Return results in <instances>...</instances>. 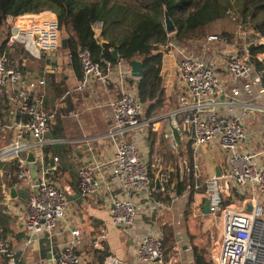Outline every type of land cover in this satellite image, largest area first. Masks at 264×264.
Masks as SVG:
<instances>
[{
	"label": "built area",
	"instance_id": "obj_1",
	"mask_svg": "<svg viewBox=\"0 0 264 264\" xmlns=\"http://www.w3.org/2000/svg\"><path fill=\"white\" fill-rule=\"evenodd\" d=\"M33 16L7 18L10 36L7 48L0 55V98L4 103V108H0V130L14 131L13 143L0 151V161H16V174L29 190L28 207L22 213L28 239L26 246L43 235L59 236L70 206L69 199L53 178L55 167L45 161L44 154V147L48 145L44 140L50 132L51 120L60 109L58 105L51 111L45 109L49 89L47 75L61 69L58 63L60 48L40 46L36 52H31L21 31L33 21ZM100 30V26L95 27L96 34ZM174 33L177 34V28L168 35ZM243 39L244 43L235 44L225 36L211 35L198 46L199 54L179 44L176 38L165 45L171 48L178 61L181 85L177 114L183 118L185 137L190 139L192 146L197 179L195 190L205 188L203 195L210 200V215L222 221V237L212 264H264V123L259 132L249 128L250 114L264 113V85L261 73L252 62L245 35ZM15 48L42 59L46 64L43 75L31 74L24 78L9 56V50L14 52ZM78 60L82 67L80 84L68 90L61 101L68 95L83 93L93 80L107 84L113 72L120 90L119 97L111 103L114 123L103 137L113 143L114 152L105 161L96 155L88 156L77 172L78 188L83 196L96 194L99 174L108 168L112 178L108 187H116L122 197L113 199L110 211L113 226L132 237L141 218L140 205L145 209L144 215L150 217L163 207L154 197L157 191L149 174L150 159L143 156L141 150L144 106L138 100L137 84L129 81L132 79L130 64L122 62L114 66L108 63L104 70L86 49L79 51ZM219 63L223 67H218ZM219 69L225 72L227 80L218 73ZM7 115H12L9 121L4 119ZM255 135L261 138L260 151L249 148ZM215 146L227 156V167L221 177L213 175L199 182L197 161L205 148ZM27 150L35 155L36 179L26 161ZM53 160L59 162L58 158ZM160 177L164 192L163 185L168 177ZM168 195L177 201L173 189ZM186 195H190V191ZM10 201L1 205L8 212L16 213ZM199 213L203 216L202 208ZM147 230L137 245L138 264H179L185 244L180 243L174 253H167L161 233L148 227ZM69 236L71 238L65 241L60 258L54 264H88L78 251L82 245L80 231L69 228ZM104 239L106 237L102 236L94 247L103 249L101 241ZM0 256L5 257L8 264H19L16 252L9 249L1 236ZM105 264L125 262L109 256Z\"/></svg>",
	"mask_w": 264,
	"mask_h": 264
},
{
	"label": "crops",
	"instance_id": "obj_2",
	"mask_svg": "<svg viewBox=\"0 0 264 264\" xmlns=\"http://www.w3.org/2000/svg\"><path fill=\"white\" fill-rule=\"evenodd\" d=\"M51 14L49 20H39L38 18L42 14L33 16V23L30 21L31 23L25 25L24 29L21 31V35L26 39V44L31 52H36L40 46H58L57 17L55 14ZM33 33L35 36H33ZM99 34L100 31L97 35ZM63 53L62 50L59 52L58 63L65 75L64 79L60 82L64 95L68 90L75 89L80 84V80L77 78L74 69L69 63V57L66 55L67 52L63 51ZM167 53L164 54L162 68L165 92L164 105L158 108L151 118L143 119L142 117L144 124L141 131L144 141L141 145V150L143 156L151 160L152 158H149V139H152L154 141L152 155L160 158L162 168L172 171V163L174 157H176L180 174L183 176L182 165L190 139L185 137L183 118L177 114V110L180 106L179 95L181 85L180 80H178V61L174 58L171 50H168ZM34 58L38 60L40 68L43 70L46 65L45 62L38 57L34 56ZM40 71H34L36 77L40 76ZM218 73L227 80L225 72H223L222 69H219ZM114 78H116V73H110L109 82L107 84L93 80L83 93L71 95V100L74 102V109L69 114L61 117L64 126V137L56 139L50 132L45 137L44 141L47 142L48 145H62L65 148H69L71 153L66 157L71 160L72 165L75 167V171H70L69 168L63 171L61 170L62 162L61 164L60 162L55 163L56 166L54 168L53 178L63 186L62 190L66 198L70 201L68 214L66 216L67 220L62 226L59 236L43 235L38 237V239L29 246H26L28 239L24 229L22 213L28 207L29 190L25 182L19 185L12 183L13 172H9L7 169V165L10 167L12 161H0V236L4 239L9 249L16 252L19 264H34L38 262L42 264H54L55 261L60 258L59 256L65 241L71 238L69 236V228L80 231L82 245L79 248V252L86 258L88 264H94L95 262L88 259L89 256L85 252L84 247L89 241L93 243L94 246V243L100 240L102 236L106 237V239L102 240L101 244H105L109 247L110 256L124 261L125 264H138L136 249L139 240L145 237L148 231L147 227L153 231H160V229L154 227L155 225L151 219H147L148 221H146L147 217L146 215L143 216L145 214V209L143 210L142 205L139 206L141 221L133 231L132 237L125 235L121 229L113 226L112 217H110L113 199L122 197H120L121 193L116 187H108L109 183L112 181L108 168H105V170L99 174V189L96 194L86 197L80 193L78 188L79 179L77 177V172L83 162L86 161L85 159L90 155H96L98 159L105 161V159L109 158L114 152L113 143L108 139L103 140L104 135L108 133L110 127L114 123L111 103L116 100L120 94L119 86ZM134 84H136V82H134ZM71 87L73 88L71 89ZM52 91L48 90V99L46 100L45 109L51 111L57 105L62 109L65 108L60 97H55V93ZM11 117L12 115H7L4 116V119L5 121H9ZM250 117L249 128L253 130L251 124L259 121V119L264 120V113L255 111L250 114ZM263 120L262 125L264 123ZM50 135L53 136V139L50 138ZM13 140V130H0V151L8 148V146L13 143ZM255 141H257L255 137L250 141V149L255 150L256 146L255 143H253ZM258 141L260 143L261 138H259ZM260 148L261 146H259V149H256V151H260ZM213 150H218L217 152L221 153L225 158L227 157L224 151L218 146L212 147V149L205 148L201 158L197 161L198 174L201 178H210L213 175L216 176L217 168L222 174L227 167L225 160H219L221 156L217 155L218 157H216L212 153L210 154V156H214V159H212L214 163L212 173L210 174L207 168L204 169L203 166L201 168L199 167V161L201 165L203 164V156L208 155L207 152H214ZM30 151L31 150H27L25 156H27ZM178 154L181 156L177 157ZM53 158L56 157L53 156ZM15 173L14 177L16 178L18 176ZM12 188L16 189L15 197L11 196ZM197 193L194 195L196 201L194 200L193 202L195 208L194 216L187 223L188 234H193V236L199 228V220L211 216L205 213L203 216L200 215L199 209L203 207L207 199L205 198L203 204H201L200 198L204 195L202 192H200L202 193L201 195ZM179 200L184 199L183 197H179L177 201H172L170 204L164 203L163 205L161 203L163 206L162 209H167L168 211L172 210L175 207V203L180 202ZM9 201L16 210V213L8 212L3 205H1L2 202L7 203ZM177 205L180 206V203ZM167 214L169 213L167 212ZM142 221H144V223H142ZM178 236L180 237V235ZM180 243H183L182 236L176 242L175 250L177 246H180ZM182 249L185 252L188 248L185 246L182 247ZM172 253H174V251L171 252V254ZM0 264H8L7 259L0 256Z\"/></svg>",
	"mask_w": 264,
	"mask_h": 264
},
{
	"label": "trees",
	"instance_id": "obj_3",
	"mask_svg": "<svg viewBox=\"0 0 264 264\" xmlns=\"http://www.w3.org/2000/svg\"><path fill=\"white\" fill-rule=\"evenodd\" d=\"M47 10L52 11L57 17L58 32L61 39L67 38V45L63 47L62 44L59 48L60 51H66L67 54L71 55L69 63L79 80L82 79V67L78 60V53L83 49L89 50L94 61L101 63L104 70H106L108 63L117 66L122 62L131 64L132 60L143 61L145 72L142 79H130V82L137 84L138 100L144 106L146 118H151L157 109L164 105L165 101L162 68L163 57L166 52L162 50L161 46H165L169 42L164 22L166 12L177 28V41L187 48L199 46L211 35L225 36L231 42L238 40L236 36L226 32H215L214 26L219 19L233 12L236 15L239 14L242 20V29L248 36L247 44L256 45V48L251 49L249 54L257 72L261 73L264 85V74H262L264 62L257 58L258 54L264 53V0H0V55L7 48L6 41L10 36L8 17L18 18L26 14L39 15ZM46 16L43 15V18ZM97 26H100L101 29L98 36H96L95 31ZM208 28L213 33L205 35L204 29ZM199 36L205 38L197 40ZM15 49L14 52L9 50V56L13 63L19 66L24 78L35 74L34 71L41 70L37 59L20 49ZM113 51L118 53V61L113 59ZM43 72V70L40 71V76L43 75ZM64 76L62 69L57 73L50 72L47 75L48 90H53L55 97L63 95L60 82ZM70 96L68 95L63 99L65 108H60L51 120L50 133L56 139L64 137L61 117L74 109V102ZM0 108H4L2 98H0ZM153 146L154 141L149 139V158L153 157ZM70 153L71 150L62 145L44 147L45 161L50 164L49 155H53L58 158L60 164L62 162L61 170L63 171L67 169L63 163L64 159ZM178 156L181 155L178 154ZM184 157L186 159H184L183 176L180 174L176 157L172 163L173 170L164 172L165 174L154 168L153 160H150L149 174L154 182L158 173L168 177V181L163 185L165 187L164 192L154 193L156 200L163 205L173 201V198L168 195V191L172 190L176 180L178 187L174 191L175 196L183 197V194L190 191V202L195 200L194 195L198 191L195 190L197 179L194 176L195 161L191 142L187 145ZM7 169L9 172H13V184L23 183L18 177H14V173L18 171L16 161H12L10 167L7 165ZM203 179V177L200 178L199 182H202ZM204 189L203 187L199 191L203 193ZM161 235L166 252H173L176 242L172 229L165 230ZM88 253V256H91V260L96 264H105L110 256L109 247L105 244L103 249H96L92 246L88 249ZM194 254L195 264H212V259L208 260L206 255L199 250L195 249Z\"/></svg>",
	"mask_w": 264,
	"mask_h": 264
},
{
	"label": "rangeland",
	"instance_id": "obj_4",
	"mask_svg": "<svg viewBox=\"0 0 264 264\" xmlns=\"http://www.w3.org/2000/svg\"><path fill=\"white\" fill-rule=\"evenodd\" d=\"M47 11H43V13H41V14L42 15L44 14L45 16L47 15V17H49L48 13H51L52 11H48V12ZM241 21L242 20H241L239 14L236 15V13L233 12L230 15H228L222 19H219L218 22L214 26V31L217 33L226 32L230 35L236 36L238 38V40L233 41V43H235V44L243 43V40H244L243 36L245 35L246 39L248 36L246 35V32L242 29ZM164 22H165V16H164ZM165 24H166V30H167V23L165 22ZM209 33H213V31H211L209 28L204 29L205 35L209 34ZM168 36H169L168 41L172 42V40L176 38V33L170 34ZM197 38H199L197 40H202L205 37L199 36ZM62 40H63V38L61 39L59 32H58V38H57L58 43L57 44L59 47H60V45H62ZM186 44L188 46H190L188 43H186ZM161 48L166 53L168 52L167 50H171L170 47L167 48L165 46H161ZM189 50L195 51V52H197V54H199L198 46H195V48L189 47ZM221 50H224V48H221ZM167 54H169V53H167ZM218 67H223V64L219 63ZM72 88L73 87H71V89ZM75 94H77V93H74L73 95H75ZM59 97H60V99H62L61 96H59ZM70 97H72V96H70ZM144 114H145V112H144ZM144 114H143V119L144 118L146 119ZM262 120L263 119H259V121L251 124L254 131H256V132H259V130L261 131ZM255 136H256L255 139H257V141H255L253 143H255V146H256L255 150H256V149H259L260 143L258 141L259 136L258 135H255ZM207 148L212 149V147H207ZM204 151H205V149L202 151V154ZM213 151L214 152H210V153L207 152L208 155L203 156L204 160H203L202 165H201V162L199 161V164H200L199 167L201 168L203 166L204 169L207 168V170L210 172V174L212 173V170H213L214 163L212 162V159H214V156L218 157L217 155H219V156H221V158L219 159L220 161L225 160L226 163L228 162V158L226 157L227 158L226 159L223 155H221V153L217 152L218 150H213ZM211 153L214 156H210ZM216 157H215V159H216ZM152 158L153 159H151V160H153V164H154L153 167L154 168L161 170L163 173L169 172V170L162 168L160 158H157L156 156H153ZM63 163H64L65 167L67 166L66 168H69L70 171H75V167L72 165L71 160L67 159V157L64 159ZM182 168H183V172H184V170H185V163L184 162H183ZM158 174L161 176L160 173H158ZM58 185L60 186L61 189L63 188V186L60 183H58ZM197 194L201 195L202 193H200V191H199ZM183 199L184 200H179L180 202L175 203V207L170 211H168L167 209H164V210L159 209V210H156L153 213H151L152 217H150L148 214H146V217H147L146 221L151 219L153 224L155 225L154 227L156 229H160V231H159L160 233L161 232L164 233L165 230H167V229H172L173 235L175 236L174 237L175 242H177L181 238V236L183 237V243L185 244V246H188V250L186 252H184L183 256L181 257L182 260H179V264H195V255L193 254L195 248L197 250H199L202 254H205L208 260L213 259L214 256L218 252L219 244H220L221 237H222V234H221L222 221L219 217H215L213 215H211L207 218H203V219L201 218L202 220L201 219L199 220L200 225H199V228L197 229V231L195 232V235L193 236V234L192 235L188 234V228H187L188 224L187 223L194 216L193 214H194L195 208H194L193 202L192 203L190 202V196L189 195H186L185 198L183 196ZM204 200H205V196L201 197L200 203L203 204ZM179 203H180V206L177 205ZM167 212L169 214H167ZM143 216H145V215H143ZM140 221L141 220H139V222ZM142 223H144V221H142ZM177 234L180 235V237ZM92 246H93V243H91L90 241L85 246L84 250L87 253V255L89 254L88 249H90ZM88 259H91V256H89Z\"/></svg>",
	"mask_w": 264,
	"mask_h": 264
},
{
	"label": "water",
	"instance_id": "obj_5",
	"mask_svg": "<svg viewBox=\"0 0 264 264\" xmlns=\"http://www.w3.org/2000/svg\"><path fill=\"white\" fill-rule=\"evenodd\" d=\"M164 16H165V22L167 23V33L175 32V30H176L175 23L172 22V20L170 19L167 12L165 13ZM66 42H67V40L65 38H63V40H62L63 47L67 45ZM248 47H249V50H251V49L256 48V45L251 44ZM112 57L115 61L119 60V55L116 51L112 52ZM257 58H260V60L264 62V53L258 54ZM130 65H131V76H132V78L137 79V80L142 79L144 72H145L143 61L132 60ZM50 138L53 139V136L50 135ZM49 160H50L51 167H55L56 164H55V161L53 160V155H49ZM26 161L29 162V164H30V169L32 172L33 179H36L37 169H36L35 155H34L33 151H30L28 153ZM216 176L221 177V173H220L218 168L216 169ZM177 187H178V182L175 181L174 185H173V190L174 191L177 190ZM155 190L157 192L162 191V178L160 177L159 174L156 176V179H155ZM11 196L12 197L16 196V189L15 188L11 189ZM202 210L204 211L205 214H207V215L210 214V200L209 199H207L206 202L203 204ZM250 210H251V207H248V211H250Z\"/></svg>",
	"mask_w": 264,
	"mask_h": 264
},
{
	"label": "bare ground",
	"instance_id": "obj_6",
	"mask_svg": "<svg viewBox=\"0 0 264 264\" xmlns=\"http://www.w3.org/2000/svg\"><path fill=\"white\" fill-rule=\"evenodd\" d=\"M43 15H44V14H43ZM43 15L39 16L38 19L41 20V19L43 18ZM48 15H52V14H51V13H48ZM50 18H51L50 16H49V17L46 16V17H44L43 19H45V20H49ZM43 19H42V20H43Z\"/></svg>",
	"mask_w": 264,
	"mask_h": 264
}]
</instances>
